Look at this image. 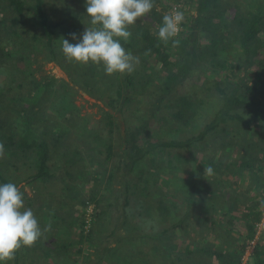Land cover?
<instances>
[{
  "label": "trees",
  "instance_id": "16d2710c",
  "mask_svg": "<svg viewBox=\"0 0 264 264\" xmlns=\"http://www.w3.org/2000/svg\"><path fill=\"white\" fill-rule=\"evenodd\" d=\"M6 1L0 5V76L8 79L0 87V142L6 149L0 163H7L5 168L0 167V184L50 183L55 166L51 161L52 148L62 144L63 133L84 129L80 135L85 147L94 152L98 148L99 154L105 152V159L116 152L124 168L119 176L135 172L134 178L139 174L147 189L143 191L144 186L139 188L136 181L129 186L121 180L119 193H115L111 171L107 186L112 188L109 195L113 198L105 196L106 190L102 193L93 188L90 200H78L83 217L74 238L70 221L68 224L52 219L51 230L41 238L45 240L43 246L42 241H37L40 248L22 247L13 260L0 264H71L78 259H68L69 247L76 246L75 251L80 254L94 236L99 238L95 259L92 262L88 254L84 264H198L206 257L223 264H241L255 237L248 263L264 264V0H170L171 6L184 13L180 32L172 38L179 41L175 47L172 40L165 45L157 37L165 14L156 8L161 0H155L151 12L130 27V40L124 43L119 38L126 50L139 56V70L112 75L105 73L103 65L63 62L58 31L63 27L77 30L80 37L86 27H94L86 11V0ZM6 9L11 16L4 18ZM149 57L156 60L155 72L148 66ZM46 63L59 65L70 81L109 108L103 113L105 120L99 131L89 132L87 125L80 127L77 113L72 108L68 111L69 106H74L72 96L76 90L67 80H62L59 91L43 72L34 76L33 65L42 71ZM256 75H261L260 79ZM156 77L162 85L153 90ZM12 84H16V90ZM151 85L152 90H148ZM39 91L42 93L33 101ZM55 99L57 103L48 108L46 101ZM115 112L124 119L128 114L130 120H136L127 124L125 134L120 133L113 143V129L118 127L113 118ZM159 112L164 113L161 118H157ZM12 117L18 123V118L22 120L19 135L12 127ZM155 118L161 119V124ZM167 127L177 131L178 136L156 137L160 129ZM208 142L217 147L215 153L222 151L216 162L208 160L214 170L221 171L226 165L231 171H245L249 175L248 191L255 188V199L245 205L240 219L232 211L238 197H225L220 191L223 186L217 182L222 178L209 176L199 183L195 177L199 172L196 161L181 153L190 151L194 144ZM157 150L165 151L166 164L176 169L178 162L170 153L181 155L183 162L190 163L189 168H183L187 173L185 169H190L195 161L189 171L194 170L193 182L186 186V193H173L162 186L160 192L155 190L157 199L153 196L150 201L153 191L149 184L159 189L155 175L162 166H148L137 174L136 167L151 160ZM17 171L20 173L15 177ZM131 193L138 198H131ZM90 204L94 209L90 213L92 223L84 230ZM122 206L134 210L118 212ZM251 209H255L252 214ZM146 218L156 223L144 231L140 223ZM260 223L263 227L258 230ZM155 225L160 229L154 230ZM240 238L242 241L237 243ZM182 242L194 247L184 249ZM62 255L68 257L61 261Z\"/></svg>",
  "mask_w": 264,
  "mask_h": 264
},
{
  "label": "rangeland",
  "instance_id": "374dc122",
  "mask_svg": "<svg viewBox=\"0 0 264 264\" xmlns=\"http://www.w3.org/2000/svg\"><path fill=\"white\" fill-rule=\"evenodd\" d=\"M6 2H7L6 0H0V5L4 6ZM171 3L172 2H170V0H161V2H158V4H156V8L158 11L160 10L162 14H167L169 13ZM190 12L192 13L194 12L193 8L190 9ZM2 16L4 18L11 16L10 10L6 9V11H4ZM69 30L63 27L61 30L58 31L60 33V36L58 39L59 45H61L62 38L68 39L69 42L72 43L71 36L69 35L70 33H76L77 36L79 35V32L77 30L75 31L74 30L69 31ZM65 60L67 59L66 58L63 59L64 64L66 63ZM147 62L149 63L148 66L151 70H153L154 72L158 70V66H156L155 64L156 60L154 59V57L152 58L149 57ZM35 69H36V72H35ZM136 69L139 70V66H137ZM33 72H34V76L36 77L39 76L43 72L49 79L53 80L55 87L58 88L59 91H61L62 89L60 85L62 80H67L68 84L70 86H73L74 89L76 90V92L73 93V96H72L73 97L72 102L74 106L73 107L69 106L68 111L71 110L72 108L74 112L77 113L79 117H77L76 120L80 127L82 126L83 128L84 126L87 125L88 127H90L89 132H92V130L99 131V129L101 128L100 126L102 124V121L104 122L105 120L103 117V113L105 110L107 109L109 110V108L105 106L103 102L91 97L83 89L75 85L73 81H70L66 75L65 70L61 68L59 65H53L52 63H46L44 64L42 71H37V65L34 64ZM251 76H252V73L248 75V78ZM256 76L259 79L261 77V75H256ZM157 78L159 79V77H156L153 81V83L155 84V87L153 88V90H155L158 86L161 87L162 85V81H160V79L158 80ZM7 80L8 79H6V76H3V77L0 76V87L5 86V82ZM12 87H13V90L17 89L15 88L17 87L16 84H12ZM150 89L152 90V85L148 88V90ZM40 93L42 92L39 91L37 94L33 96V101H36L38 99V96L40 95ZM137 98L140 99L141 96L138 95ZM55 103H57L56 99L53 102L51 100L46 101V104L48 105V108L50 109L53 108V105ZM171 105L173 104L171 103ZM168 110L170 109L168 108L166 111ZM48 111L53 112V110H48ZM68 111L66 113H68ZM159 113L157 115V118L158 117L161 118L164 114L162 112L160 114ZM113 116H114L113 118L117 121L116 123L118 126L117 129L116 128L113 129V133L111 136L112 142L115 143V141L118 140V136L120 133L122 135L125 134V129H126L127 124H130L132 120L135 121L136 117H133L134 119L132 118V120H130L131 117H129L127 114L126 118L124 119L117 112H115ZM164 116H166V114ZM11 119H12V127H14L15 129L16 135H19L20 133H22V120L18 118L19 120V123H18L14 120L13 117ZM193 119L192 121H194ZM156 120L158 121L157 124H161V119L155 118V121ZM170 122H173V121H170ZM88 127L87 129H89ZM167 129L168 127L164 130L160 129V132H159L160 134L156 135V137L159 135L161 137L165 136V138L175 137L176 135L178 136L177 131H175L174 129L172 128H169L168 130ZM192 129H193V126H191L190 131ZM82 130L81 131L71 130L70 133H63L62 136H65V139L63 138L61 140L62 144L58 145V147L56 146L55 148H52L51 161L55 166H54V171H53L54 178H52L50 183L48 182V184H45L42 182H38V183L33 182V183L28 184L26 182H22L17 185L25 193V196H24L25 208L32 209L41 227H42L41 224L47 225L49 222L52 221V219H54L53 222H56L57 219H59V221L66 222L68 224H69L68 221H70L71 225L69 228H71L72 230L71 236L72 238H74L78 232V226L80 225V218L83 217L81 205L78 202L80 198L89 199L88 196L91 195V191L93 188L96 189L98 192L101 191L102 193H103V190H106L107 192L105 196L106 197L109 196V199L113 198L111 195H109V191L112 188H109L107 186V176L111 171H113V174H114L115 183L113 184V186L114 188H116L114 190L115 193L117 192L119 193L118 190L120 187L121 180H125L129 186L132 185V183L136 181L137 186L139 188L141 186L142 187L144 186L143 191H145L147 189V186H146L147 184L144 185L142 178L141 177L138 178L140 175L137 174V172L140 171L141 169L147 170L148 166H154L155 164L162 166V169L158 172V174L155 175V181H156L157 186H159V189L158 187H156V189L155 187L152 188L151 185L149 184L151 192L153 191L150 194V201H152L153 196L155 197V200L157 199L156 198L157 192H155V190L157 191L159 190L160 192L162 186L169 187V189L173 193H177V191L179 193L180 192L186 193V190H187L186 186L188 185V183L193 182V178H194L193 171L194 170L191 172L189 171L193 169L192 164L195 161H196L195 164L198 165L199 167V172L195 176L199 183L200 182L203 183L207 181L209 176L210 177L215 176V178L220 177L222 179L218 180L217 184L219 183V185L223 186L220 191H222L225 194V197L226 195L238 197L237 199L238 201L236 202L237 205L235 206V208L232 209V211L236 213V216L239 219L242 216H244V212L246 211L245 205L252 204L253 198L255 199V188L252 187V189L248 191L249 190L247 187L248 183L246 180L248 179L247 177L249 175L245 171L241 172V171H238L236 168L231 171L229 170L228 166L226 167V165H224L223 168H221V171L214 170L213 168L214 170L213 174L205 177L204 169L205 167L210 166L208 164L209 163L208 160L213 159L214 162H216L217 161L216 158L222 153V151L215 153V150L217 147L209 142L203 143L201 145L194 144V146L192 147L190 151L181 152L184 154L185 156L184 158H194L195 161L191 162L190 169H188L190 166V163L183 162L182 161L183 159L180 158L182 156L179 155L176 157V153L174 152L173 153L171 152L170 154H172L171 157L172 159L175 160V163L176 161L178 162V165H176L178 166V168L176 169L175 167L168 166L166 164V159H165L166 152L157 150V151H154L153 157H151V160H148L147 162H143L142 164L136 167V174H137L136 178H134L135 172L134 174L127 173L126 176L120 177L119 175L122 172H124L123 171L124 168H123V163L119 159V156L115 155L116 152H114L115 154L112 153L109 159H105V154H104L105 152H102V154L104 155V158H103V155L99 154L100 152L98 151V148L96 149L95 152L91 151V148H87L84 146L85 140L80 135L82 133ZM76 132H78L79 135ZM181 132L184 133L185 129H182ZM84 133L85 132H83V135ZM96 134H99V133L97 132ZM152 140H155V138H153ZM85 145L88 146L87 144ZM238 154H234L233 156H237ZM90 161L96 162L97 165H99V167L97 168V165H94ZM6 163L7 162H5V160L4 161L2 160L0 163V167L5 168ZM184 167H188L187 169H185L188 171V173L186 171H183ZM22 170L23 169H21L20 171ZM20 171L16 172L15 177L19 176ZM148 174L149 173H147V175ZM152 176H154V174ZM160 196L161 195L159 194V197ZM130 197L138 198L137 195L135 196L132 193L130 194ZM121 199H122V195L120 194V200ZM140 199L145 200V198H141V197ZM122 202L123 200H121L119 203H122ZM151 204H149L148 206H150ZM124 209L125 211L127 210V213L134 210V209H131L129 206H122V207H119L117 211L121 212ZM93 210H92V204H90L89 207L87 208V214L85 215L86 223L83 224V227L85 225L84 230L89 228L90 227L89 225L92 223V222L90 223V220H91L90 213L93 212ZM254 210L255 209H251L250 214H252ZM216 215H217L216 213L213 214L214 217H216ZM62 218H64L65 220H62ZM138 221H139V218H138ZM154 223L156 222L149 221V219L146 218L145 222L141 221L140 229L146 231L148 230L149 226L153 225ZM262 227H263V223L258 224V230H261ZM157 229L159 230L160 228L158 227V225H155L154 230H157ZM61 231L65 232L64 229H62ZM119 232H123V231L119 230ZM66 236H69V235H66ZM90 240H91L90 241L91 243L88 242L87 244H85L84 249L82 250V253L80 254L76 253L75 251L76 246L67 245V246H70L69 247V250H70L69 257L67 255H62L61 261L62 259L65 260L64 256H66L68 257V259H72V260L78 259L76 262H71V264H77V263L84 264V261H87L86 256L90 254L91 260L93 262V260L95 259L94 250H96V248H98L99 246V238L97 236H94V238L91 237ZM256 240H257V237L255 238V241ZM41 241L42 239H40L38 242H41ZM46 241H50V239ZM241 241H242V238H240L239 241H237V243H240ZM44 243H45V240L42 241L41 245L43 246ZM48 243L50 244V242ZM112 244L113 242H111V245ZM181 245H182L181 247H183L184 249L194 247V246L191 247L189 244L185 242H182ZM37 248H40V246L36 244L32 247V249H37ZM251 249L252 251L250 252L245 264H249L248 263V261H250L249 258L253 254V247H251ZM241 261L243 263L242 259ZM205 262L206 264H223L222 262L218 260L213 261V259L210 257L209 258L206 257L205 260L199 261L198 264H204Z\"/></svg>",
  "mask_w": 264,
  "mask_h": 264
},
{
  "label": "clouds",
  "instance_id": "9594fccd",
  "mask_svg": "<svg viewBox=\"0 0 264 264\" xmlns=\"http://www.w3.org/2000/svg\"><path fill=\"white\" fill-rule=\"evenodd\" d=\"M155 0H86V11L94 27H86L80 37L69 35L76 43L62 38L61 48L68 61L84 65H103L108 75L131 74L140 63L139 56L126 50L121 39L127 43L132 33L129 30L137 20L150 13ZM184 13L175 11L163 16L157 37L165 45L172 40L173 47L179 41L172 38L180 32L179 25ZM151 50H147L148 55ZM6 155L0 142V159ZM213 168L204 169L205 177L213 174ZM25 193L14 183L0 184V262L11 261L22 247H33L44 234L51 230V222L41 228L31 208L24 206Z\"/></svg>",
  "mask_w": 264,
  "mask_h": 264
},
{
  "label": "built area",
  "instance_id": "2783aa9c",
  "mask_svg": "<svg viewBox=\"0 0 264 264\" xmlns=\"http://www.w3.org/2000/svg\"><path fill=\"white\" fill-rule=\"evenodd\" d=\"M175 11H179V10L177 9L176 6H171L170 10H169V14H172ZM255 238L252 241L249 242V245L246 248V250H245V252H244V254H243L242 258H241L243 260V263L241 261V264H245L246 260L248 259V256H249L250 252L252 251L251 247H254Z\"/></svg>",
  "mask_w": 264,
  "mask_h": 264
}]
</instances>
